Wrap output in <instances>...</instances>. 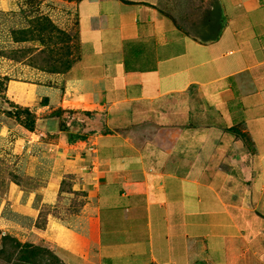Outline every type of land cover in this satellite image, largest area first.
Instances as JSON below:
<instances>
[{"label":"crops","instance_id":"obj_1","mask_svg":"<svg viewBox=\"0 0 264 264\" xmlns=\"http://www.w3.org/2000/svg\"><path fill=\"white\" fill-rule=\"evenodd\" d=\"M74 5L43 185L0 201V233L66 264H264V0Z\"/></svg>","mask_w":264,"mask_h":264},{"label":"rangeland","instance_id":"obj_2","mask_svg":"<svg viewBox=\"0 0 264 264\" xmlns=\"http://www.w3.org/2000/svg\"><path fill=\"white\" fill-rule=\"evenodd\" d=\"M1 1L0 201L3 202L13 189L28 195L43 185L46 160L41 140L37 143L34 135L36 126L32 130L37 123L35 111L47 102V77L67 72L78 60L79 41L74 5L78 0H5L4 4ZM65 113L72 117L76 114L57 109L51 115L62 117ZM46 114L43 108L40 115ZM9 236L23 245L43 248L47 253L39 262L66 264L47 245L25 242L10 233H0V250ZM5 258L17 261L18 254L12 253L10 245ZM28 261L34 264L33 259Z\"/></svg>","mask_w":264,"mask_h":264},{"label":"trees","instance_id":"obj_3","mask_svg":"<svg viewBox=\"0 0 264 264\" xmlns=\"http://www.w3.org/2000/svg\"><path fill=\"white\" fill-rule=\"evenodd\" d=\"M89 116H92L91 113H86ZM36 124L32 127V130L35 129ZM240 137L243 138V140L247 143L248 146H250L251 142L249 137L246 134H239ZM72 141V139H71ZM3 250H0V261L3 262H10V264H31L27 263L29 262L28 260L33 259L34 264H45L44 262H39L40 259L44 258L46 255V251L41 248V247H34V246H29V245H23L21 244L17 238H13L11 236L6 237L4 242H3ZM11 246L12 248V253H17L18 258L17 261L16 259L12 261L11 259H6V249L8 246Z\"/></svg>","mask_w":264,"mask_h":264}]
</instances>
